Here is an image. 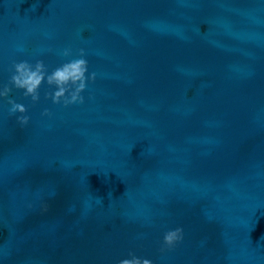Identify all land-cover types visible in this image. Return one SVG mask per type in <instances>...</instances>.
<instances>
[{"label": "water", "instance_id": "95a60500", "mask_svg": "<svg viewBox=\"0 0 264 264\" xmlns=\"http://www.w3.org/2000/svg\"><path fill=\"white\" fill-rule=\"evenodd\" d=\"M126 260L264 264V0H0V264Z\"/></svg>", "mask_w": 264, "mask_h": 264}, {"label": "clouds", "instance_id": "9594fccd", "mask_svg": "<svg viewBox=\"0 0 264 264\" xmlns=\"http://www.w3.org/2000/svg\"><path fill=\"white\" fill-rule=\"evenodd\" d=\"M72 68L74 69V71H72L71 73H69L64 69H58L56 72H54L52 75L48 77V81L50 83L55 82L59 87V91H57L55 94L57 98L63 94L64 92L63 85L67 82L69 76L74 82L80 81L79 89H83L85 87V83L83 81L85 78V73L87 71L86 61L81 59L75 62L72 65ZM18 71L21 73V75L14 76L13 78L17 86L26 87L28 93H33L40 84L42 76L38 72L31 71L24 64L18 65ZM76 99L77 96L73 95L72 101H75ZM16 108H19L21 111L24 110L22 105L14 106L13 111H15ZM166 239L170 240V237H166ZM122 264H140V262L126 260L123 261ZM143 264H150V262L144 261Z\"/></svg>", "mask_w": 264, "mask_h": 264}]
</instances>
